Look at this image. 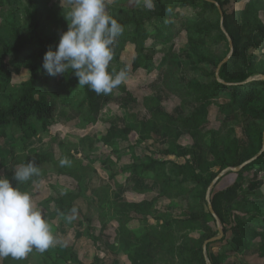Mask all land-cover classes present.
<instances>
[{
    "label": "trees",
    "instance_id": "1",
    "mask_svg": "<svg viewBox=\"0 0 264 264\" xmlns=\"http://www.w3.org/2000/svg\"><path fill=\"white\" fill-rule=\"evenodd\" d=\"M228 2L107 0V11L124 26L123 34L114 45L112 62L116 64L110 65L109 71L124 69L128 73L126 65L118 63L127 42L134 46L135 57L131 63L134 70L151 65L150 55H144L148 41L154 45L168 44L169 50L161 62L165 69L162 84L181 99L182 113L171 116L151 110L158 100L144 97L143 105L150 110V117L138 123V140L144 141L143 130L150 125L157 127L161 134L178 128L192 137V143L184 153H177L172 145L163 150L149 149L151 155L139 156L132 152V162L128 166L137 182V190L144 191L143 185L153 181L160 195L175 198L179 206L188 211L184 219L153 215V199L117 201L112 197L109 183L94 191L99 212H108L118 225L112 251L126 255L130 264H157L156 256L160 252L180 264H207L203 242L218 233V224L222 227L223 236L208 243L207 248L223 241L227 230L235 229L238 234L233 235L232 241L236 248L246 250L257 242V253L263 260L261 264H264V190L256 187L241 190L242 183L237 178L225 187L215 189L216 184L229 173L240 176L255 166L264 173V150L237 172L227 171L210 189L209 203L216 218L210 212L206 199L210 183L222 170L240 165L261 150L264 134V79L261 78L264 76V60L254 53L258 42H264V23L258 18L262 0H245L242 11L237 15L225 12L223 7ZM0 8L5 11V17L0 21V137L13 142L7 155L0 158V170L9 167L5 176L15 186L16 182L12 180L14 169L21 163L35 161L40 174L20 184L21 191L27 192L32 181L55 173L72 177L81 194L86 177L84 163L70 157L71 161L67 160L69 163L62 166L61 159H56L51 151L31 152L27 144L34 137L49 136V126L70 110L85 114L86 119L92 122L109 101L118 97L132 100L134 96L123 84L109 95H97L87 86L78 87V79L71 73L64 76L46 73L42 68L43 56L49 47L55 49L60 33L67 30L68 11L61 6L49 5L47 0H0ZM182 32L186 34L195 62L193 76L185 85L175 80L177 64L173 51L174 43ZM229 40L233 46L231 51ZM21 69L27 71L28 77L19 83L12 82V72ZM222 97L228 102L217 106L220 125L207 146L200 127L208 119L207 109L212 99ZM186 102L198 105V110L191 113ZM236 112L242 116L243 142L233 134L234 129L224 119ZM129 131L126 125L125 132ZM168 156H179L182 161L167 159ZM116 172L113 171L111 177ZM75 196L69 193L58 198L62 214L79 211L73 205ZM134 218L140 222L136 230L128 227ZM179 224L197 225L200 237L196 239L188 233L176 237L175 226ZM31 254H38L41 264H67L69 261L59 254L58 246L44 252L33 249L24 258L26 262ZM69 256L73 260L70 263L83 264L74 252ZM209 260L212 264H219L211 258ZM21 261L8 257L2 258L1 264H21Z\"/></svg>",
    "mask_w": 264,
    "mask_h": 264
},
{
    "label": "rangeland",
    "instance_id": "2",
    "mask_svg": "<svg viewBox=\"0 0 264 264\" xmlns=\"http://www.w3.org/2000/svg\"><path fill=\"white\" fill-rule=\"evenodd\" d=\"M27 1L29 0H24V2ZM47 2L52 6H61L66 11L72 7L71 0H47ZM244 4L245 0H229L223 8L227 14L235 13L237 15L242 11ZM4 17L5 11L0 8V21ZM258 18L264 23V0H262ZM258 43V49L254 53L258 55L259 59L264 60V42L259 41ZM147 45L144 55L149 54L151 57L149 67L132 69L131 63L135 57V51L133 44L129 42L125 44L118 61L119 64H124L127 67L128 77L123 85L134 96V99L118 97L109 101L96 114L95 121L92 122L86 119L85 114L70 110L66 116L56 118L55 122L49 126V136L34 137L27 144L28 151H51L56 159L72 160L73 158L74 161L86 165V177L81 194H79L77 183L72 177L55 173H49L32 181L27 188L34 205L51 225L55 237V244L52 247L58 246L59 254L63 255L66 260H72L69 254L75 253V246L82 243L83 248L88 252L87 257H81L86 264H130L126 255L112 251L111 245L118 235V225L111 219L108 212H99L94 197L96 188L105 183L111 185L112 197L117 201L153 199L151 208L153 215H159L165 219H184L189 214L187 210H183L179 206L175 198L160 195L158 186L153 181H147L143 185L144 191L137 190V182L135 183L136 180H133V176L128 171V166L132 162V152L139 156L151 155L149 149L163 150L172 145L176 152L181 154L192 143V137L178 128L161 134L159 129L152 125L144 128L142 133L144 141L138 140L140 128L138 123L150 117V110L143 105L144 97H155L158 100V104L151 107L153 111H163L171 116L182 113L181 99L174 92L167 91L162 84L165 69L161 62L169 50V45H154L151 41H148ZM173 51L177 64L175 80L180 85H185L193 76L192 67L195 63L185 32H182L176 39ZM114 64L116 62H111L110 65ZM27 77L28 73L24 69L11 74L14 83H19ZM227 102V98H216L212 99V104L208 106V119L200 127L207 146L210 145L212 136L220 125L217 118V106ZM185 105L191 113L196 112L199 108L192 102H186ZM224 119L234 129L233 134L240 142H243L241 114L236 112L226 115ZM126 125H128L129 132H125ZM12 144V141L0 137V158L7 155ZM211 157L212 155L209 154V158ZM168 158L182 161L179 156H168ZM194 163L196 164L195 160ZM8 169L9 167H4L0 170V175L5 176ZM113 171L117 172L115 176L111 177ZM236 178L242 183L241 190L254 187L264 190V173L257 166L247 169L240 176L232 173L226 174L216 184L215 189L225 187ZM69 193L76 195L73 205L79 208V211L62 214L59 211L57 200L62 195ZM192 195L197 201L198 198L195 194ZM139 226L138 218H134L128 224L132 230H136ZM87 231L89 234H86ZM175 231L176 237L181 233H188L197 239L201 235V231L195 224H179L175 226ZM235 234H238L237 230L229 229L225 233L223 241L206 247L205 255L208 259L218 261L219 264H242L243 262L261 264L263 260L258 256L257 242H253L246 250L236 248L232 241ZM156 258L157 264H180L164 252H160ZM69 261L67 264H75ZM21 264H41V259L38 254H31L28 261L23 259Z\"/></svg>",
    "mask_w": 264,
    "mask_h": 264
},
{
    "label": "clouds",
    "instance_id": "3",
    "mask_svg": "<svg viewBox=\"0 0 264 264\" xmlns=\"http://www.w3.org/2000/svg\"><path fill=\"white\" fill-rule=\"evenodd\" d=\"M67 30L60 33L55 49L49 47L42 68L48 75L73 74L78 87L87 86L97 95H109L123 84L128 73L109 71L114 45L124 26L107 11V0H71ZM69 161L61 160L66 165ZM40 174L35 161L21 163L13 172V186L0 175V259L23 260L36 249L44 252L55 244L51 225L19 185Z\"/></svg>",
    "mask_w": 264,
    "mask_h": 264
},
{
    "label": "water",
    "instance_id": "4",
    "mask_svg": "<svg viewBox=\"0 0 264 264\" xmlns=\"http://www.w3.org/2000/svg\"><path fill=\"white\" fill-rule=\"evenodd\" d=\"M219 8V12L221 14V20H222V11H221V8L218 6ZM229 47H230V51L232 50L233 46H232V41L229 40ZM230 54V53H229ZM228 54V56H229ZM226 56L224 58L223 61H225L227 59ZM262 79H264V76H261ZM264 150V134H263V141H262V147H261V150L256 154L254 155L253 157L249 158L248 160L244 161L243 163H241L240 165L238 166H234V167H227L225 168L224 170H222L214 179L213 181L210 183L209 187H208V190H207V193H206V199L208 200V208L210 210V212L212 213V215L216 218V215L211 207V204L209 203V193H210V189L213 187V185L217 182V180L223 176L227 171H233V172H237L238 170H240L243 166H245L246 164L252 162L262 151ZM218 223V222H217ZM223 236V230H222V227L220 226V224H218V233L208 239H206L204 242H203V252L205 254V250H206V246L208 243L210 242H214V241H217L219 239H221ZM205 258H206V262L207 264H212L210 262V260L208 259V257L205 255Z\"/></svg>",
    "mask_w": 264,
    "mask_h": 264
},
{
    "label": "crops",
    "instance_id": "5",
    "mask_svg": "<svg viewBox=\"0 0 264 264\" xmlns=\"http://www.w3.org/2000/svg\"><path fill=\"white\" fill-rule=\"evenodd\" d=\"M75 254L78 256V259H80V261L83 264H86L81 257L82 256H86L87 257L88 256V252L83 248L82 243L80 245H76L75 246ZM1 261H2V259H1Z\"/></svg>",
    "mask_w": 264,
    "mask_h": 264
}]
</instances>
